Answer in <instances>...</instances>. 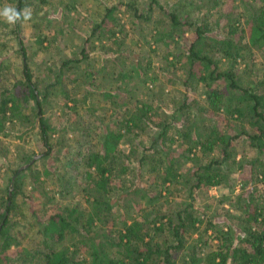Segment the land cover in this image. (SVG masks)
Segmentation results:
<instances>
[{"label":"trees","instance_id":"trees-1","mask_svg":"<svg viewBox=\"0 0 264 264\" xmlns=\"http://www.w3.org/2000/svg\"><path fill=\"white\" fill-rule=\"evenodd\" d=\"M10 1L17 11L25 8L26 0ZM144 1L142 10L134 1L121 5L135 19H150L157 6L168 25L155 30V40L184 41L166 54L167 67L184 58L183 85L201 87L203 96L195 111L185 99L169 115L151 103L153 86L163 92V85L149 73L150 62L118 65L113 78L120 85L103 88L98 78L106 76L105 67L83 65L89 55L84 48L80 56L50 67V81L40 85L28 64L20 22L14 24L21 78L0 90V135H8L7 125L20 117L31 125L37 120L46 150L42 171L31 174L30 191L22 195L28 205L20 213L24 221L12 216L15 197L37 159L30 156L27 167L20 164L8 177L0 199V264H264V185L258 187L264 183V0H174L169 6ZM76 8L66 3L68 12ZM116 11L117 4L105 6L90 35L100 30L118 46L127 31ZM17 85L23 89L15 92ZM58 85L62 106L74 114L77 94L84 105L95 97L87 103L88 125L74 138L53 139L60 130L44 116ZM29 105L32 121L21 112ZM144 134L146 142L135 141ZM122 140L129 142L128 152L119 149ZM134 156L137 165L130 162ZM200 156L204 161L185 166ZM234 172L245 177L232 178L228 208L211 213L196 206V190L220 186ZM47 182L58 185L56 193L44 190ZM183 184L187 197L171 216L158 202ZM36 190L44 198L41 208L31 195ZM64 195L80 199L67 203Z\"/></svg>","mask_w":264,"mask_h":264},{"label":"rangeland","instance_id":"rangeland-1","mask_svg":"<svg viewBox=\"0 0 264 264\" xmlns=\"http://www.w3.org/2000/svg\"><path fill=\"white\" fill-rule=\"evenodd\" d=\"M121 1L124 3L134 1V3H137L139 10H142L145 6L144 0H26L25 8L31 9L32 17L27 22H20V33L26 49L28 64L34 77H37L40 85H46L50 81V67L56 69L61 60L80 56V49L84 48L86 52H89V55L83 61V65L86 62H92L97 67L99 65L105 67L104 73L106 76L98 78V83L103 88L112 87L113 83L115 85L119 83L120 85V81H115L113 78L118 65V67H121L123 64H128L133 60L140 62V65L147 66L145 63L150 62L149 73L155 74L157 83L163 85V92L158 87L153 86L156 97L154 96V100L151 103L161 106L165 113L169 115L185 99L189 104V109L195 111L197 106L202 104L203 96L201 87H193L192 85L185 87L183 85L185 78L184 58L179 65L176 63L173 68L167 67L166 54L169 51L174 53L177 50V46H183L184 41L177 44L174 41L167 43L163 39L155 40L154 37L157 36L155 35V30L159 29V26L168 25L167 17L159 11L157 6L154 7L150 19H135L133 12L127 8V5H121L123 4ZM173 1L159 0L165 6H169ZM68 2L75 3L77 8L68 12L66 10V3ZM114 4H117L118 12L116 11V14L118 13L117 16L120 17V22L124 23L127 31L126 38L118 46L99 34L100 30H97L94 35H90L95 24L100 21L105 6ZM5 6L15 7V2L0 0V10ZM25 8H23L22 12ZM13 27L14 24H8L3 19H0V44L4 43L5 46L1 47L0 45V61L3 62V66L0 68V90L4 87H12L13 83L21 78L20 54L16 50L17 45L12 33ZM97 35L98 37H96ZM185 37L190 38L191 33L189 31L186 32ZM73 84L72 81L67 82L69 91H73ZM22 89L23 87L17 85L15 92ZM61 89L59 85L52 88L49 103L43 107L44 116L48 117L49 121L60 130L57 134L53 133V139L56 137V140L64 136L66 139L74 138L77 135V129L80 130V127L83 128V126L88 125L91 116L87 103L95 99L93 96L90 97V102L88 101L84 105L81 103L83 101L81 94H77L76 99L80 101V107L78 114H74L62 106L63 95ZM145 90L146 88L143 87L139 93H143ZM30 108L32 109L30 105L26 106L25 109L22 108L21 112L23 114L30 113L25 116H28L32 121L33 113H31ZM96 113H99V110ZM7 130L8 135H0V199L4 195L11 171L20 164H23L21 168L27 167L28 163L26 161L32 155H34V159H37L36 166L22 176L20 181L21 189L15 197L18 209L16 212H12V216L24 221L20 213L28 205L23 202L22 195L28 194L30 191L29 181L31 180V174L43 169L45 159H40V157L45 152L46 147L40 139L37 120H35V124L31 125L23 117H20V120L9 123ZM138 140L146 142L147 135L144 134L135 139L136 142ZM77 144L78 141L75 145L77 146ZM119 149L128 152L130 149L129 142L122 140L119 144ZM64 151L65 149L59 155L64 156ZM137 156H134L135 158L130 161L132 165H137L135 161ZM204 159L205 157L200 156L188 162L185 166L196 165L195 163L199 164ZM51 168L54 169V167ZM183 175L187 176L188 174L183 172ZM244 177L245 174L234 172L231 175V179L223 182L220 186L196 190L194 192V203L201 210L210 211L211 213L214 212L212 209H216L219 206L228 208L229 202L225 198L231 193L232 178L239 180ZM262 185L264 183H259L258 187L262 188ZM185 186V184L179 186L173 194H164L158 202V207L172 216V210L187 197ZM45 189L46 191L53 190L56 193L58 185L47 182L44 184ZM239 189L240 184L237 183L235 191L237 192ZM31 195L35 205L41 208L42 200L44 199L43 195L38 190L32 192ZM79 195L74 198L64 195V199L67 203H73V201L80 199ZM139 201L143 202L142 200ZM81 205L84 206L85 204ZM209 233L210 231L207 232V234Z\"/></svg>","mask_w":264,"mask_h":264},{"label":"clouds","instance_id":"clouds-1","mask_svg":"<svg viewBox=\"0 0 264 264\" xmlns=\"http://www.w3.org/2000/svg\"><path fill=\"white\" fill-rule=\"evenodd\" d=\"M31 9L25 8L23 12L17 11L16 8L5 6L0 10V19H3L8 24H16L17 22H27L31 19Z\"/></svg>","mask_w":264,"mask_h":264}]
</instances>
